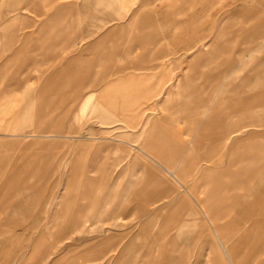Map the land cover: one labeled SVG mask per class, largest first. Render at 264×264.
<instances>
[{"label":"rangeland","instance_id":"rangeland-1","mask_svg":"<svg viewBox=\"0 0 264 264\" xmlns=\"http://www.w3.org/2000/svg\"><path fill=\"white\" fill-rule=\"evenodd\" d=\"M204 1L205 6L203 0H189V16H184L185 12L178 14L179 17L183 16L182 19L175 18V25L180 22H189V34L175 36L174 47L169 46V42L160 35V31L158 34L149 35L151 37L148 41L144 39L150 47H142L141 41L136 42L137 35L130 36L133 41L131 47H126L128 46L126 44L127 35L116 37L119 40L117 41L120 44L119 47L87 46L89 43H96L104 38L98 35L89 36L86 40L80 41L81 45L76 43L51 45L47 42L39 44V40L49 39V37L22 34L24 31L22 16L32 14L28 8L26 7L23 11L21 4H14L13 10L10 8L6 11L5 4H0V41L3 42L0 43V111L22 112L29 104L34 103V111L40 112L44 101H54V103L60 101L59 104L63 105L59 108L46 109L49 113L46 119L52 120L51 124L43 123L41 120H44V117L38 115L35 118L40 120V123L21 126L28 133L54 134L57 138H54L53 142L61 145L55 148L54 159L45 164L50 171L39 175L22 174L15 183H36L41 187L24 193H19L18 190L9 191L10 194L0 193V224H3L5 229L8 228L5 225L7 223L15 225V227H10L14 229V235L0 237V255L2 256L5 251L4 259L7 261L13 254L8 264H54L63 256L75 255H79V264H114L115 257L119 254L118 251L124 249L128 241L139 235L144 224L152 219L150 216L143 220L139 205L138 208L136 205H131L128 211H121L118 206L119 196L111 193L104 195L107 199L106 206H103L104 208L100 211L97 210L98 215H104L103 218L87 222L89 216L95 212L92 208L85 213L73 210L71 214L74 218L78 219L81 213L86 217L78 222L87 225L86 227L73 229L54 227L55 223L69 224L70 222L64 221L66 220L65 213L69 214L72 207L75 209L77 205H85L82 188L87 185V182H89V188H94L92 195L95 198L103 192L104 184L108 186L106 189L115 187L119 192L124 190L125 183L131 179L130 176H133V172L127 170V176H130L123 177L124 170L130 169L131 161L134 160L133 155L130 156V154L146 156L147 162L157 160L159 164L155 162V166L161 170L160 165L165 167L167 164L161 160L164 157L184 163L185 157L175 155L170 149H163V152L149 149L146 146L148 145L149 128L153 124L161 125L166 132L175 135L179 142L188 145L193 132L188 121L174 111L172 112L171 109L165 110L167 102L174 101L179 105L184 100L177 87L179 79L185 75L186 59L191 58L198 50L211 47L218 31L230 25L228 11L236 9L235 12L241 14L238 25L248 26L250 22H253V19L247 18L241 9L242 4L249 0ZM199 4L201 8L206 9L204 19L200 20L197 16L199 15L197 13ZM250 4L254 5L252 0ZM254 13L252 17L256 14L259 16L255 24L262 25L264 23V3L258 5ZM239 27L233 28L229 39L239 35ZM209 28L213 29L208 33ZM132 31L137 30L132 29ZM150 31L154 32V29ZM253 31L254 29L251 32ZM188 39L192 46L188 47V50L185 48L182 50V43L185 45ZM263 41L264 36L259 34L249 35L248 38L241 37L232 46L234 47L230 56L232 66H239L240 57L244 54L249 57L250 67L254 68L256 63L260 62L259 60L263 61L264 53L260 54L263 46L259 45ZM23 43L29 44L23 47ZM143 48H146L147 51L144 52L149 55L145 59H141ZM252 49H256L255 53H252ZM78 60H82V63H79L81 66L77 69L66 68L67 65H72V67L76 65ZM229 66L231 65L227 67ZM70 71L78 73V77L71 74L69 78L67 75H70ZM224 71L225 68L221 70V73ZM223 77L225 78L226 75ZM223 77L214 80L199 79L198 84L209 91L206 92L204 101L203 99L198 100L190 106L210 101V98L217 94L215 89L221 83L226 90ZM69 79L72 80L71 83H68ZM53 80H57L58 83H51ZM61 81H67V83H60ZM55 85L61 86L62 89L57 92L47 91L51 89L50 86ZM111 103L113 105L122 103L123 106L115 110L113 107H108ZM97 106H102L107 113L111 114H115L122 108L116 115L118 121L111 124L103 123L95 112ZM64 113L68 115L66 122L57 124V119ZM195 118H201V115L197 114ZM11 121V115L0 116V141L11 140L6 136L10 134L6 128L13 124ZM260 129L248 127L241 134ZM208 142V140L203 141V144ZM20 150V147L15 149L11 157L5 153L1 154L0 162L10 158V162L15 166L16 159H19L21 155ZM140 150L145 151L149 156ZM193 158L200 169L210 164V161L202 160L199 152H196ZM135 169V174L139 172V175H143L146 172L144 163H139ZM6 180L10 181V179H0L1 182ZM93 180L97 181L95 185L92 184ZM183 183L190 188L194 187L193 196L195 198L204 197V194L201 195L202 189L198 184V174L193 172L186 174L183 177ZM136 190L137 186L133 187L132 192ZM175 194V192L168 191L167 197L159 198L147 205L150 213L158 210L167 219L175 214L173 220L168 221L167 224L158 220L165 240H172L174 234L177 233L174 220L177 214L185 218L193 215L192 207L179 203ZM27 199L33 200L29 202L31 206L29 209L28 204L24 203L22 211L19 209V212L14 211L16 208L11 205L21 200L27 201ZM71 201L73 204L70 203ZM189 203L193 204L190 200ZM172 204L176 205V210H170ZM93 223L94 225L91 226ZM101 229L110 230V235L117 240L123 234L125 236L118 243L85 244L80 242L92 237L97 238L96 235L101 232ZM87 230L90 232L86 233ZM153 239L156 241L160 238L154 237ZM215 240L210 227L206 226L205 233L193 235L174 248L172 256L176 259L175 264H195L200 257L204 258L205 264H213L217 257ZM2 243H5L6 247L7 243L12 244L14 250L12 246H8L7 250L6 247L2 250ZM35 249L37 253H34ZM91 251L100 252L108 256V259L84 258L86 253ZM155 253L160 256L158 252Z\"/></svg>","mask_w":264,"mask_h":264},{"label":"crops","instance_id":"crops-1","mask_svg":"<svg viewBox=\"0 0 264 264\" xmlns=\"http://www.w3.org/2000/svg\"><path fill=\"white\" fill-rule=\"evenodd\" d=\"M250 1L243 3L241 9L247 18L253 19V22H250L248 26L238 25L237 22L240 20L241 14H237L236 9L228 11L230 25L222 27L218 31L211 47L198 50L191 58L186 59L185 75L179 79L177 87L181 97L184 98L179 104L182 107L174 101H169L166 104L165 110L171 109L172 112L174 111L188 121L190 129L193 131L188 145L179 142L175 135L166 132L161 125L153 124L149 128L148 145L146 146L151 150H161L162 152L163 149H170L175 155H183L184 163L164 157L161 160L167 164L165 167L160 165L161 170L155 166V162L159 164L157 160L153 159V161L147 162L146 156L130 154V156L133 155L134 160L131 161L130 169L124 170L123 177L130 176H127L128 171L133 172V176H130L131 179L125 183L124 190L119 192L115 187L106 189L108 186L104 184L103 192L98 198H95L92 195L94 188H89V182H87V185L82 188L85 205H77L75 209L71 208L69 214L65 213L66 220L64 221L70 222L69 224L55 223L54 227L70 229L86 227L87 225L78 222L83 221L85 216L82 213L88 212L90 208L95 212L89 216L87 222L103 218L104 215H98L97 212L106 206L107 199L104 195L113 193L119 196L118 206L121 211H128L131 205H136L137 208L139 205L143 220L152 216V219L144 224L139 235L128 241L124 249L118 251L119 254L115 257L114 264H175L174 260L176 259L172 256L174 248L193 235L205 233L206 226L210 227L211 233L216 239L214 246L217 257L213 264H264V60H259L260 62L256 63L253 68L250 67L249 57L246 54L240 57V65L236 67L232 66L230 59L234 50L232 46L241 37L248 38L249 35L254 34L264 36V23L262 25L255 24V20H258L259 16L256 14L255 17H252V13L255 14V9L264 3V0H252L254 5H251ZM203 2L205 6V1L203 0ZM3 3L6 11L10 8L13 10L14 4H21L23 11L26 7L28 8L32 14L22 16L24 30L22 34L49 37V39L39 40V44L47 42L51 45L63 43L81 45L80 41L86 40L89 36L98 35L104 38L99 42L89 43L87 46L119 47L120 44L117 42L119 40L116 37H126L127 35L126 44L128 46L126 47H131L133 41L130 36L137 35L136 42L141 41L142 47H150L144 39L148 41L151 37L149 35L158 34L160 31V35L165 37L169 46L174 47L175 36L189 34V22H180L175 25V18H183V16H178L179 13L186 12L183 15L189 16V0H177L176 2L175 0H0V4L3 5ZM197 13L199 20L204 19L205 7L201 8L199 4ZM238 26H240L238 28L239 35L229 39L233 28ZM250 28H253L254 31L251 32L253 29ZM132 29L137 31H132ZM152 29L154 32L150 31ZM212 29L209 28L208 33ZM0 43L3 42L0 41ZM28 44L23 43V47H27ZM259 45L263 46L260 49V54H263L264 41ZM191 46L188 39L185 45L182 43L181 49L188 50V47ZM142 50L141 59H145L149 55L144 52L147 51L146 48ZM255 51L256 49H252V53ZM82 60H78L75 67L67 65L66 68L77 69L81 66ZM228 65L231 66L227 67ZM223 68L225 71L221 73ZM71 74L78 77V73L75 74L73 71H70V75L67 76L71 78ZM222 77L226 82V90L221 83L215 89L217 94H214L210 101L190 106L198 100L203 99L204 101L205 94L209 91L198 84L199 79L211 78L214 80ZM56 81L53 80L51 83H58ZM71 81L69 79L68 83ZM60 83H67V81ZM49 88L51 89L47 91L51 92L62 89L57 85ZM44 102L40 112L34 111V103L29 104L22 112L0 111V116L11 115L13 123L6 128L10 132L6 136L11 140L0 141V157L3 153L11 157L15 149L21 148V158L16 159L15 166L10 162V158L0 162V179H10V181H0V193L8 194L12 190H18L19 193L37 190L40 185L36 183H15L22 174L39 175L50 171L45 164L54 159L55 148L61 145L53 142L57 136L28 133L21 127L25 124L40 123V120L35 118L38 115L44 117V120H41L43 123L51 124L52 120L46 119L49 116L46 109L59 108L63 105L59 104L60 101L58 103ZM121 106H123L122 103L116 105L111 103L108 107L117 110ZM119 111L111 114L107 113L102 106H97L95 112L103 123L111 124L118 121L116 115ZM197 114H200L201 118H195ZM67 117L66 113L60 115L57 124H64ZM248 127L261 129L252 130L242 135L241 132ZM206 140L209 142L203 144V141ZM140 151L148 155L145 151ZM196 152H199L202 160L210 161L207 167L201 169L198 167L197 162L193 160ZM12 161L14 160L12 159ZM139 163L145 164L146 172L143 175H139V172L135 174V168L139 166ZM191 172L198 174V184L202 189L201 195L204 194V197L195 198L193 196L194 187L190 188L183 183V177ZM96 183L97 181L93 180L92 184ZM135 186H137V190L132 192ZM168 191L176 193L174 196L177 200L179 199V203L192 207L193 214L186 218L178 214L174 217L177 233L174 234L172 240L164 239L158 220L167 224L168 221L173 220L175 214L168 220L167 217H163L162 212L157 210L150 213L147 208L150 202L167 197ZM189 200L193 204H190ZM32 201V199L21 200L11 206L17 209L14 211H18V209L22 211L24 203L28 204L27 208L29 209L31 207L29 202ZM70 203L73 204L72 201ZM73 210L82 212L78 216L79 220L71 214ZM170 210H176V205L172 204ZM5 225L9 229L3 228L4 225L0 224V237L14 235L15 231L10 227H15V225H8V223ZM93 225L94 223L91 224V226ZM89 232L86 231V233ZM98 233L97 238L92 237L80 242L85 244L118 243L125 236L123 234L117 240L110 235V230L101 229V232ZM99 236L101 237L99 238ZM154 237L160 239L155 241ZM2 244L1 249L3 250L6 245ZM8 246H12L14 250L13 245L9 243H7L6 250L9 249ZM35 248L37 249V246ZM36 249L34 253L38 252ZM94 252H87L84 258L108 259V256L102 255L100 252ZM155 252H158L160 256H157ZM5 256L6 252L4 251L2 256L0 255V264H8L13 254L7 261L4 259ZM78 261L79 255L63 256L54 264H79ZM195 264H205L204 258L200 257Z\"/></svg>","mask_w":264,"mask_h":264}]
</instances>
